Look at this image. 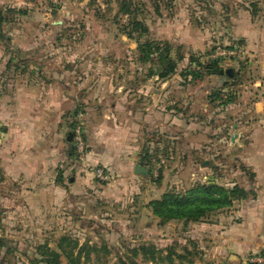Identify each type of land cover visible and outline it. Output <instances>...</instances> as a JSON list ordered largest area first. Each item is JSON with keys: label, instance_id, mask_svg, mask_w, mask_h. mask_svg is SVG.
Listing matches in <instances>:
<instances>
[{"label": "rangeland", "instance_id": "1", "mask_svg": "<svg viewBox=\"0 0 264 264\" xmlns=\"http://www.w3.org/2000/svg\"><path fill=\"white\" fill-rule=\"evenodd\" d=\"M239 1L132 0L134 15L147 32L129 39L124 32L128 28V17L118 13L116 0H0V10L5 18L0 50L10 68L18 69V64L26 66L31 58H35L56 73H66L62 76L73 90L74 105L65 116L66 128L72 133L80 126L85 146L79 154L72 139L67 144L62 138L61 152L64 154L57 162L51 180L63 186L75 180H85L88 184L83 194L73 197L70 207L62 205L44 211L33 220L28 215L0 220V264H31L34 254L37 258L49 253L56 254L59 264H121V261L132 260L139 264H170L166 258L168 254L174 264H206L192 255V249H187L191 255H184L183 241L177 237V222L160 226L151 202L159 200L165 193L182 192L193 183L201 182L197 175H192L189 167L200 168L204 162L209 172L212 171L211 180L215 184L233 182L239 186L238 175L241 173L251 182L257 180L258 176L252 174L253 167L245 163L244 156L264 150V143L255 139L264 132V113H260L259 118L255 112L248 113L251 124L246 126L242 138L238 140L237 136L231 142L232 136L238 134L231 128L232 123L238 122V113L233 111L232 115L225 116L222 112L223 107L233 101L235 104L241 102L242 106L253 102V98L242 92L245 90L243 75L239 74L245 62L242 49L237 44L221 41L223 31L217 24L218 14L221 18L229 5L233 2L240 5ZM247 2L252 11H258L254 1ZM136 41L169 43L171 54L183 58L178 61L176 72L166 79L150 75L151 65L138 61ZM230 49L237 52L235 58L217 56L218 51ZM213 63L222 69V74H207L205 67ZM227 69L234 70L235 81L225 75ZM162 80H167L168 86L185 82L184 85L190 88L209 87L208 97L216 105L215 123H221L215 130L214 141L199 144L200 150L205 148L204 152L195 147L188 152L184 145L171 139L156 141L153 138L151 142L148 138L151 143L148 144L142 134L137 139L139 161L142 162L138 165L148 171L146 177L135 173V177L117 176L108 167L91 162L86 128L91 112L101 109V112L117 113L118 98L123 99L124 107L129 101L142 103L145 87H160ZM69 114L70 118H67ZM106 121L116 123L112 117ZM116 126L128 128L126 119L117 120ZM251 136L254 139L250 140ZM122 138L127 142V152L132 153L129 140L125 135ZM145 155L147 158L142 161ZM184 166L183 171L181 167ZM97 167L105 170L107 181L95 177L93 170ZM232 171L241 173H229ZM130 178H136L133 180L139 185L129 184ZM2 180L0 173V199L7 190L2 188ZM118 181L123 183L120 190L114 185ZM246 192L248 195L244 199L254 196V193ZM2 210L13 212L16 208L0 206V217ZM263 251L264 247L259 252ZM150 256L155 261L150 260ZM243 260L218 264H245Z\"/></svg>", "mask_w": 264, "mask_h": 264}, {"label": "crops", "instance_id": "2", "mask_svg": "<svg viewBox=\"0 0 264 264\" xmlns=\"http://www.w3.org/2000/svg\"><path fill=\"white\" fill-rule=\"evenodd\" d=\"M253 1L257 12L252 11L247 0H240V5L233 2L221 18L218 14L217 19L223 31L220 40L237 44L242 49L245 60L244 69L239 72L244 78L242 86L245 90L242 92L253 98L249 106L233 101L222 109L225 116L232 115L233 111L238 113V122L231 124V128L238 133L232 135L234 139L238 136V140L245 133L246 126L251 124L248 113L255 112L256 118L264 113V0ZM6 60L0 50V173L2 188L7 189L1 196L0 206L16 208V211L2 210L0 220L2 222L3 218L8 220L9 217L18 219L19 215H28L33 220L34 216H40L44 211L62 205L72 206L73 197L83 194L88 187L85 180L72 181L68 186L51 180L54 168L64 154L61 152L62 138L70 144L65 116L74 105L73 90L66 77L62 76L66 73H56L35 58H31L26 66L18 64V69L10 68ZM184 83L168 86L169 82L162 80L160 87H145L142 103L129 101L124 107L123 99L118 98L117 113H105L101 109L91 112L86 124L91 145L90 161L108 167L117 176L135 177L134 168L142 163L137 143L142 134L148 144H151L148 138L151 142L153 138L156 141L171 139L184 145L185 151L195 147L204 152L205 148L200 150L199 144L213 142L216 128L221 127V123H215L214 119L216 105L208 97L209 87L190 88ZM111 117L116 119V123L106 121ZM120 119H126L128 128L116 126ZM225 125L227 121H224ZM260 133L255 139L264 143V132ZM124 135L131 144L132 153L127 152V142L122 138ZM232 138L231 142L234 141ZM252 139L253 136L250 137ZM244 161L252 165L253 169L248 170L258 176L257 180L251 182L246 174L242 177L239 171L229 173H241L238 175L239 186L254 193V196L240 200L202 222L176 224L177 237L183 241V251L192 249V255L206 264L239 262L248 255L261 253L259 251L264 247V150L246 154ZM181 168L184 171L186 166ZM189 168L193 171L192 175L200 179L199 183H214L211 180L212 171L209 172L204 163L200 168ZM133 179L128 180L129 184L139 185ZM216 184L224 187L238 185L233 182ZM114 185L120 190L123 183L118 181Z\"/></svg>", "mask_w": 264, "mask_h": 264}, {"label": "trees", "instance_id": "3", "mask_svg": "<svg viewBox=\"0 0 264 264\" xmlns=\"http://www.w3.org/2000/svg\"><path fill=\"white\" fill-rule=\"evenodd\" d=\"M116 1L118 2V13L128 17V28L124 31L125 35L129 39H133L135 34L139 37L144 35L147 32V28L134 15L135 8H132L134 5L132 0ZM4 19L3 13L0 10V33ZM136 42L138 61L151 65L149 68L150 75L153 74L157 75L160 79H166L176 72L178 61H181L183 58L179 56L178 52V58L171 54L172 47L169 43L161 41ZM205 70L207 74H222V69L214 63L206 66ZM146 158L147 155L141 160H146ZM247 195V192L237 185L227 188L211 182L208 184L197 183L182 192L165 193L159 200L151 202V207L153 214L160 221V226L168 224L171 221L182 222L184 225H187L207 220L220 211L229 209L234 201L244 199ZM152 253L155 255L154 252ZM184 255H191V252L186 248ZM35 256L37 255L34 254L31 264H41L45 260V264H59L57 256L54 253L40 254L37 258ZM166 258L170 261V264H174L171 260V254H168ZM150 260L155 261V258L150 256ZM121 264L139 263L132 260L128 263L121 261Z\"/></svg>", "mask_w": 264, "mask_h": 264}, {"label": "built area", "instance_id": "4", "mask_svg": "<svg viewBox=\"0 0 264 264\" xmlns=\"http://www.w3.org/2000/svg\"><path fill=\"white\" fill-rule=\"evenodd\" d=\"M237 52L235 50H222L217 52V56L222 58H235ZM72 140L74 146L79 154L83 153L85 142L81 134V127L76 126V128L72 131ZM93 174L100 181H107L108 175L105 173V170L97 167L93 170ZM245 264H264V252L251 254L245 257L243 260Z\"/></svg>", "mask_w": 264, "mask_h": 264}, {"label": "water", "instance_id": "5", "mask_svg": "<svg viewBox=\"0 0 264 264\" xmlns=\"http://www.w3.org/2000/svg\"><path fill=\"white\" fill-rule=\"evenodd\" d=\"M225 75L229 78L232 79L234 77V70L233 69H227L225 72ZM68 141L71 142L72 139V133L68 134ZM234 139V137L232 138V140ZM207 163L204 162V165H206ZM134 173L138 176H142V177H146L148 175V171L142 167L141 165H136L134 168Z\"/></svg>", "mask_w": 264, "mask_h": 264}]
</instances>
